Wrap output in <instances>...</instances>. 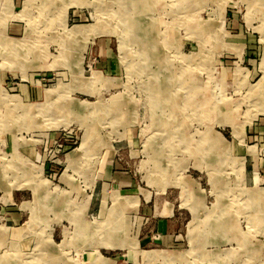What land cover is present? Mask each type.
<instances>
[{
	"label": "rangeland",
	"instance_id": "rangeland-1",
	"mask_svg": "<svg viewBox=\"0 0 264 264\" xmlns=\"http://www.w3.org/2000/svg\"><path fill=\"white\" fill-rule=\"evenodd\" d=\"M0 264H264V0H0Z\"/></svg>",
	"mask_w": 264,
	"mask_h": 264
},
{
	"label": "crops",
	"instance_id": "crops-1",
	"mask_svg": "<svg viewBox=\"0 0 264 264\" xmlns=\"http://www.w3.org/2000/svg\"><path fill=\"white\" fill-rule=\"evenodd\" d=\"M175 219L171 216H167L165 217L164 220H162L160 222V224L162 225V228H164V231L169 230L168 228H172L176 225L175 223ZM26 223V222H25ZM163 231V230H162ZM9 235L11 237V239H15V241L17 242V245L22 248L24 247L26 244H28V235L26 233V231L24 230V226H16V227H12L9 229Z\"/></svg>",
	"mask_w": 264,
	"mask_h": 264
},
{
	"label": "bare ground",
	"instance_id": "bare-ground-1",
	"mask_svg": "<svg viewBox=\"0 0 264 264\" xmlns=\"http://www.w3.org/2000/svg\"><path fill=\"white\" fill-rule=\"evenodd\" d=\"M147 2V1H146ZM125 3V2H124ZM136 3V2H135ZM136 5V4H135ZM136 10V9H135ZM134 11V10H133ZM140 11H141V8H140ZM138 12V11H137ZM133 14H134V12H133ZM142 14V13H141ZM140 16V15H139ZM137 17V16H136ZM136 19V18H135ZM134 19V20H135ZM138 22V21H137ZM149 24V23H148ZM143 25V24H142ZM129 26V25H128ZM134 26V25H133ZM137 29V28H136ZM133 31V30H132ZM136 31V30H135ZM151 35V34H150ZM148 39H150V38H148ZM140 40V39H139ZM144 40V39H143ZM91 78H92V80L93 81H95L96 79H98L99 77L96 75V74H92V76H91ZM163 85V84H162ZM155 101V100H154ZM153 101V102H154ZM147 104V103H146ZM214 224V223H213Z\"/></svg>",
	"mask_w": 264,
	"mask_h": 264
}]
</instances>
